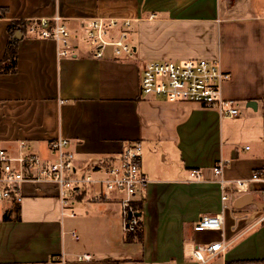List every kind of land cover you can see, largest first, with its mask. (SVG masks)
<instances>
[{"label":"crops","instance_id":"crops-1","mask_svg":"<svg viewBox=\"0 0 264 264\" xmlns=\"http://www.w3.org/2000/svg\"><path fill=\"white\" fill-rule=\"evenodd\" d=\"M0 9V61L15 21L59 16L77 38L76 55L62 58L53 41L14 33L16 70L0 74V149L15 154L25 143L50 160L48 143L64 139L79 172L140 143L148 180L136 197L140 240L129 242L118 195L99 200V189L87 188L70 218L53 185L25 183L19 203H0V264H196L189 251L215 242L228 247L207 264H264V183L231 191L223 210L212 172L224 163L227 190L253 173L264 177V0H0ZM96 18L131 21V56L91 57L79 37ZM196 59L217 61L229 74L220 94L237 103L238 117L141 95L147 63ZM193 170L197 180L189 178ZM245 194L252 203L235 209ZM211 213H221V229L194 232ZM82 254L91 260L78 261Z\"/></svg>","mask_w":264,"mask_h":264},{"label":"built area","instance_id":"built-area-1","mask_svg":"<svg viewBox=\"0 0 264 264\" xmlns=\"http://www.w3.org/2000/svg\"><path fill=\"white\" fill-rule=\"evenodd\" d=\"M132 29L130 20L96 18L82 24L79 37L81 44L88 47L93 59H103L110 51L113 59L129 57L133 47L129 41ZM25 31L32 38L50 40L56 44L58 57H74L73 40L66 23L59 16L31 20L25 23ZM229 79V74L220 69L217 61L205 59L184 62H149L140 73V93L143 96L170 103H194L206 109H215L222 118L239 116L237 103L221 98L220 86ZM70 143L56 139L48 143L52 159L44 160L27 151L25 143H20L18 152L0 149V203L21 201V188L25 183L50 184L57 191L61 215L75 218L72 203L87 188L96 187L97 199H110L118 195L121 207L124 234H135L140 229V214L136 197L145 192L148 180L141 170L142 147L140 143L127 144L121 153L100 161L86 171L76 172L75 155L69 150ZM224 163L216 164L212 172L219 178L222 209L231 201V191L240 195L251 182H263L264 177L253 173L248 180H237L230 184L220 178ZM201 177L199 170L189 172V178ZM221 213H211L200 217L193 231H219L222 225ZM72 238L79 237L71 232ZM228 244L221 242L198 245L189 251V257L196 264H207L222 255ZM78 261H90L91 256L82 254Z\"/></svg>","mask_w":264,"mask_h":264},{"label":"trees","instance_id":"trees-1","mask_svg":"<svg viewBox=\"0 0 264 264\" xmlns=\"http://www.w3.org/2000/svg\"><path fill=\"white\" fill-rule=\"evenodd\" d=\"M3 13H4V9L2 10L0 9V16H2ZM7 32L9 35V39H8L7 46H6L5 56L0 61V74L13 73L16 70L17 41L13 39V35L15 32H20L21 34H24L25 22L23 21L12 22L7 27ZM136 206H138V204ZM4 219H6V217H4ZM140 230L141 228L135 234H124L126 242L139 241L140 240Z\"/></svg>","mask_w":264,"mask_h":264},{"label":"water","instance_id":"water-1","mask_svg":"<svg viewBox=\"0 0 264 264\" xmlns=\"http://www.w3.org/2000/svg\"><path fill=\"white\" fill-rule=\"evenodd\" d=\"M248 107L254 109L256 107V104L254 102H249L248 103ZM252 203V196L249 195V194H245V195H242L240 197H238L234 203H233V207L235 209H241L249 204Z\"/></svg>","mask_w":264,"mask_h":264},{"label":"rangeland","instance_id":"rangeland-1","mask_svg":"<svg viewBox=\"0 0 264 264\" xmlns=\"http://www.w3.org/2000/svg\"><path fill=\"white\" fill-rule=\"evenodd\" d=\"M131 33V32H130Z\"/></svg>","mask_w":264,"mask_h":264}]
</instances>
